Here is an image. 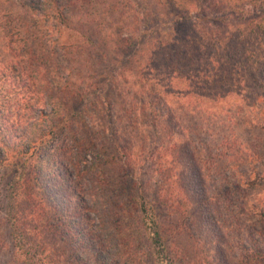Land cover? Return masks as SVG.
Listing matches in <instances>:
<instances>
[{
    "label": "trees",
    "instance_id": "trees-1",
    "mask_svg": "<svg viewBox=\"0 0 264 264\" xmlns=\"http://www.w3.org/2000/svg\"><path fill=\"white\" fill-rule=\"evenodd\" d=\"M0 78L13 257L264 264V233L221 219L255 168L237 156L248 129L264 131V0H0ZM100 116L109 133L91 139Z\"/></svg>",
    "mask_w": 264,
    "mask_h": 264
},
{
    "label": "rangeland",
    "instance_id": "rangeland-1",
    "mask_svg": "<svg viewBox=\"0 0 264 264\" xmlns=\"http://www.w3.org/2000/svg\"><path fill=\"white\" fill-rule=\"evenodd\" d=\"M63 37V35L61 36ZM0 80L3 81V79L0 78ZM10 81V80H8ZM6 87L4 86V88L9 87L10 92L12 93L10 96V112L13 114L11 116V119H14V112L20 108L19 105H21L22 100L18 99L17 97V89L12 87V83L8 82L7 84H5ZM250 102V101H249ZM262 112H264V108L262 110ZM226 114V113H225ZM223 114L221 118H223L224 116H228L231 117L233 116V113H229L228 115ZM238 117V116H236ZM94 119V117H93ZM97 120L100 121H95L96 123L91 122V139L93 138H100L101 140L104 139V136L106 137L108 135L109 132H105L106 130L104 129L106 126V121L104 116H100L97 117ZM198 119H196L197 121ZM216 121V120H215ZM221 125H226V123L224 121L220 122ZM21 130V128H17L16 132H14L15 134L18 133V131ZM104 131V133H103ZM248 135H253L251 140H254V142H252L253 144L248 145L250 150H244L242 153H238L237 156L241 157L242 154H247V153H251L252 155H250L249 157H247V161L246 164H249V166L251 167H255L252 169V174H251V178L249 180V184H246L244 182H238L239 189L236 186H231V188L229 189V192L227 194V197H229L230 199V203L228 205V207L226 208V211L223 213V217L221 219H223L224 225L228 228H230L232 226V223H236L235 225H243L245 224L247 227L249 226V229L252 230V228H255V231H260L262 233H264V215L260 214V207L262 205V203L264 202V142L262 144H260L259 146L257 141H256V137H262L264 140V131H260V130H254V129H248ZM14 134V135H15ZM247 139H249V136H245ZM108 145V144H107ZM109 146V145H108ZM238 145H236L237 147ZM111 151V150H108ZM214 151V150H213ZM212 151V153H213ZM224 152H229L227 151V149L224 150ZM231 153H237L235 152V149H231ZM113 164V163H112ZM240 165H236L234 167H232L229 171V175L233 180H240L242 179V175H245L246 173V167L241 164L238 163ZM107 167V166H106ZM105 167V170H106ZM250 168V167H249ZM107 171L108 172H113L116 171V166L115 165H109V167H107ZM137 171V170H136ZM73 171H71L72 173ZM151 174V168L149 165L144 166V170L143 171H138L136 173L137 175V180L138 177L141 181H146V185L148 183V185H150V181H149V176ZM73 175V173H72ZM96 175L94 174L92 177H95ZM10 176H7L4 172V170L0 171V216H4V206H5V202L7 199V189H8V180H9ZM96 183V181H95ZM238 195H243L245 197H249L250 200L252 202H250L249 204L246 205L249 216L244 219L243 217L239 216V214H237V212L239 211V209H237V205L241 204V200L237 201ZM166 211H163V214ZM165 216V215H164ZM169 219L171 220L172 217H169ZM169 219L167 220V224H165V227L167 228L166 231H168V237H170V231H172L173 229V224L171 222H169ZM91 223V222H90ZM229 230H227V232L229 233ZM253 231V230H252ZM170 238H168L169 240ZM12 241L10 240L7 231H4L2 234H0V264H23L22 261V257H13V248H12Z\"/></svg>",
    "mask_w": 264,
    "mask_h": 264
}]
</instances>
